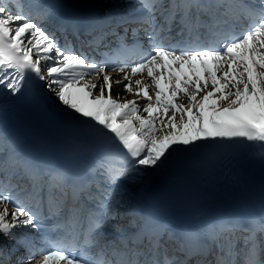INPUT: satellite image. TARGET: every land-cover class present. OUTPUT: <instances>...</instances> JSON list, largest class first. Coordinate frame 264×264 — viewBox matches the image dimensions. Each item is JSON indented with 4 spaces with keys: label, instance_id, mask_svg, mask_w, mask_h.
Here are the masks:
<instances>
[{
    "label": "snow or ice",
    "instance_id": "1",
    "mask_svg": "<svg viewBox=\"0 0 264 264\" xmlns=\"http://www.w3.org/2000/svg\"><path fill=\"white\" fill-rule=\"evenodd\" d=\"M0 264H264V0H0Z\"/></svg>",
    "mask_w": 264,
    "mask_h": 264
},
{
    "label": "bare ground",
    "instance_id": "2",
    "mask_svg": "<svg viewBox=\"0 0 264 264\" xmlns=\"http://www.w3.org/2000/svg\"><path fill=\"white\" fill-rule=\"evenodd\" d=\"M87 2H92V0H86ZM115 75V74H114ZM121 95H123L122 90H121ZM113 96H116V90L114 89L113 91ZM128 98H132L131 96H129Z\"/></svg>",
    "mask_w": 264,
    "mask_h": 264
}]
</instances>
